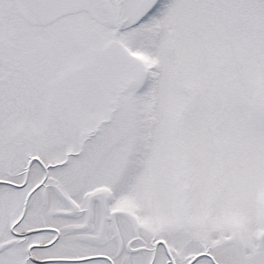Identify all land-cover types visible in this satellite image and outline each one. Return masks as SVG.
I'll return each instance as SVG.
<instances>
[{
    "label": "snow or ice",
    "instance_id": "1",
    "mask_svg": "<svg viewBox=\"0 0 264 264\" xmlns=\"http://www.w3.org/2000/svg\"><path fill=\"white\" fill-rule=\"evenodd\" d=\"M0 264H264V0H0Z\"/></svg>",
    "mask_w": 264,
    "mask_h": 264
}]
</instances>
